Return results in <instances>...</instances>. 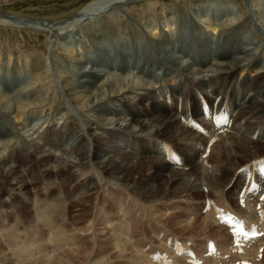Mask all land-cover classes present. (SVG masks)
I'll return each mask as SVG.
<instances>
[{
  "label": "bare ground",
  "instance_id": "6f19581e",
  "mask_svg": "<svg viewBox=\"0 0 264 264\" xmlns=\"http://www.w3.org/2000/svg\"><path fill=\"white\" fill-rule=\"evenodd\" d=\"M143 1H146L144 4L149 8V11L146 12L153 16L146 18V12L137 13V16L143 19L142 24L144 25L138 26L135 24L137 21H135L134 15L129 13L134 10L135 6L127 7L126 5L143 3ZM156 1L91 0L70 17L56 22L1 14L0 23L28 27L36 31H47L53 35L56 34L55 36H64L65 43L56 41L55 45L62 44L66 53L59 48V54L54 52V55L47 54L46 60L49 59L53 69L54 61L59 57L69 56V68L67 71L60 72L59 75L56 73L57 80H53L64 87V96L70 101H68L70 105H74L75 110L81 112L82 120L84 117L86 118L82 128L67 130L68 133L73 132L78 136L79 143L77 142L78 145L75 143L76 146L73 149L78 158L73 157L78 160L75 159L73 162L78 163L81 169L87 167L86 159L91 157L86 151L89 141L86 136L83 137V134L86 133L94 143L90 144V146H94L90 151H93L92 160L95 167L100 169L105 176L116 178L121 184L129 186L130 190L144 202H158L166 197H168L167 199L188 198L191 194L197 198L198 196L203 197L204 201L209 200L201 220L205 224H201L203 233L207 230L210 232V228L213 227L221 228L220 230L215 229L214 233L225 228L230 222L225 218V214L229 213V207H231L230 210L239 211L237 213L241 216L242 214L250 216V223H246L243 218L239 217L244 221L246 229V232L239 233L243 243H238V246L233 240L225 242L224 245L218 243L219 239L222 241L226 239V233H224L217 237L219 239L214 245L203 241L204 250L201 253L177 249L174 246L177 241L171 238L175 236L171 235L170 237L168 234H165V241L162 238L163 245L144 250L146 243L142 245L138 240H132V235L127 234L130 222L123 220L116 225L115 229H112L117 242L114 246L119 250L118 254L121 253V257L126 254V250L132 254L131 257L127 255L129 258L126 257L120 263L118 262L119 264H151V262L152 264H200L201 259V263L205 264H225L226 257L228 258L227 262L231 261H229L230 258L233 260L234 257H251L258 247L257 244L264 242V234L262 235L264 232V204L263 202L259 203V209H257V204L253 205L255 201H252V199H258L263 192L261 188L264 187V0H247L244 5L243 3H234L232 0V2L229 1L230 3L226 2L228 4L221 8L218 7V4L217 7L212 6V9H208L206 5L203 8L196 7L193 12H189L184 17L175 14L173 16L176 19L174 17L166 19L161 30L162 23L157 22L153 9ZM112 7L115 8V13L113 11L106 12V18L119 21L122 25L125 24L128 28H133L132 30L136 29L137 32L133 34V37L124 35L125 39L122 37L120 43L114 45L111 32L110 35L109 30L103 31L105 35L107 34V40L87 49L88 42H91L93 35L89 37L86 32L88 28H91L90 25L95 28L100 25L99 20L103 14L98 18L99 20L95 18L85 21L89 18L85 16L93 13L98 15L103 10L105 12L106 9ZM187 9L189 11V8ZM123 12H128L129 19L124 16ZM162 13L164 14V11ZM203 26L207 28L204 30L201 28ZM75 49L81 52H76ZM27 59L28 57H26ZM65 75L67 80L63 82ZM45 76L49 77L44 74L41 78ZM37 80L34 76L30 79V77L17 74L0 76L1 144L4 142L7 144L11 136L18 135L17 128L11 122L12 115L18 118L25 108L33 109V101L22 105L25 103H21V97L46 101L56 100L54 98L57 96L55 90H52L51 94L54 93L52 96L48 92L53 86L52 80H48L49 84L46 86L36 83ZM66 108L68 107L66 104L64 106L62 102L56 111L64 115L66 111L62 109ZM83 111L86 114L83 115ZM227 117H229V121L231 120V124L229 123L228 126ZM39 120L37 119L35 123L41 125L45 121L39 122ZM25 121L27 120L25 119ZM214 121L216 122L214 123ZM119 130H121L120 133ZM114 135L122 140L105 146L97 143L101 137H113ZM142 139L144 141H140ZM167 143L173 146L172 149L174 148L180 155L181 160L175 154L170 155L171 149L168 148ZM138 144H147L148 150L153 153L148 160L159 167L157 172L151 175L149 183L143 185L135 181L130 182L132 176L125 174L129 162L138 156L137 152L140 146ZM161 144L164 148L160 147ZM257 144L263 148L262 151L251 150V147ZM125 145L129 146L131 150L125 149ZM207 145L210 146L211 151L205 154ZM191 162H193L192 168H190ZM182 165L183 167H181ZM184 165L188 166L185 168ZM95 167L93 168L97 169ZM6 169L8 168L6 167ZM6 169L2 170L7 176L4 177L5 180L9 178L10 182L7 187V192H9L7 196L13 204L14 202L17 204L21 199L25 200L30 194L39 190H46L45 188L49 186L51 188L49 184L56 180V174H54V178L52 174L30 180L25 177L18 178L14 175L17 173L16 169L9 168L8 171H5ZM223 170L228 171L224 176L221 174ZM123 174L125 175L123 176ZM248 175L251 176L248 177ZM191 176L193 177L191 178ZM159 180L165 182L161 189L157 187ZM58 183L55 184L57 186H52V190L59 188L61 184ZM96 183L90 177L79 189L78 197L69 196L72 202L69 204L80 207L85 204L90 199V194H94ZM33 184L35 187L32 186ZM203 187L206 191H203ZM3 192H5L3 186H0V206L5 205L2 204L6 199L3 197ZM47 196L49 208L42 209L40 206L37 208L42 228L35 227L34 230L30 227L29 232L33 235L37 234V236L28 240L22 239L23 241H21L17 237L19 235L16 233L19 229L17 226L19 220L14 218L13 221H16V225L12 227L11 224H8L9 227H6L7 221H11L13 218L5 217L2 214L4 209L0 210V234L4 237L1 239L6 240V245L12 250L14 256L23 257V259L25 257V263H29L28 258L31 255L37 256L39 252H41L40 256L47 255L44 253L48 250L47 248L49 251L53 250L57 245L64 244L66 239L75 238L73 234L71 236V233H68L67 226L71 223L63 225L61 222L60 232H56L53 228L54 224L52 225L53 220L57 218L52 215L58 212L56 210L60 211L66 207L59 206L63 201V196L58 192L54 193V191ZM86 196L87 198H85ZM39 198L38 201H40ZM117 201L119 202L118 210L123 214H128L127 206L120 199ZM87 210H89L88 207L77 212L79 223L83 221L84 216L88 217ZM52 212L53 214L49 215ZM27 215L33 216L31 213ZM35 216L37 217L34 214V218ZM35 219L37 220V218ZM78 219L75 220L78 222ZM62 221L65 220L62 219ZM188 225H194V221H188ZM73 226L75 227V225ZM122 229H125L126 237ZM70 230L72 231V229ZM248 232H258V235L256 238L249 239ZM216 235L218 236V233ZM169 238L172 239L171 242H169ZM215 245L216 247L213 249ZM36 248H38L37 252L33 251ZM123 252L125 254H122ZM155 256H159V259H154ZM168 256L171 259H168ZM101 260L95 259L93 263L89 264H101ZM34 261H37V258ZM105 261L107 260L105 259ZM257 263L260 264V262ZM33 264L38 263L33 262ZM106 264H112V262Z\"/></svg>",
  "mask_w": 264,
  "mask_h": 264
},
{
  "label": "rangeland",
  "instance_id": "374dc122",
  "mask_svg": "<svg viewBox=\"0 0 264 264\" xmlns=\"http://www.w3.org/2000/svg\"><path fill=\"white\" fill-rule=\"evenodd\" d=\"M89 1H91V0H0V16H1V14L2 15L11 14V15L23 17L26 19L27 18H29V19H40V20H43L44 22L45 21H49V22L55 21L56 22L58 20L66 19V18L70 17L81 6H83L84 4H86ZM229 1L232 2V0H173V1L172 0H157L156 4H154V6H153V9L155 10L157 22L162 23L161 27H160V30H161L162 25L166 19H171L172 17H174V19H176L175 16H173L175 14H176V16L177 15H179V16L183 15V17H184L189 12H193L196 9V7H202L203 8L206 5L208 9H212V6L217 7L216 5L219 4L218 7L221 8L223 5L228 4L226 2H229ZM144 2H146V1H143V3L137 2L134 4H127L126 5L127 7L135 6L134 10L129 11V13L134 15L135 21H137L135 24H137L138 26H141V25L144 26V25L142 24L143 19L138 17L137 13L149 11L148 6H146V4H144ZM170 2H172L174 4V6ZM209 2H210V4H209ZM233 2L237 3V4L243 3V5H244V3L247 2V0H233ZM176 5H178V6H176ZM187 8H189V11ZM114 9L115 8L112 7V8L106 9L105 12L103 10L98 15H94L96 13H93V14H88L85 16V17H89L85 21H90V19L93 20L95 18L97 20H99L98 18L103 14L101 19L99 20L101 26L98 25L95 28V27H93V25H90L91 28H88V30L86 32V35H88L89 37H91L93 35V39L91 40V42H88L89 45H87V47H86L87 49H88V47L90 48L91 46H94L95 44L100 43L101 41L107 40V36H106L107 34L105 35L103 33V31L107 32L109 30L108 31L109 34L111 32L112 38H113L112 40L114 41L112 44H114V45H118L120 43V41L122 40V37H123V39H125L124 35H125V37L126 36L127 37H133V34L137 32L136 29L132 30L133 28L130 29L125 24L122 25V23L119 21L116 22V21H112V19L106 18L105 13L110 12V11L114 12L115 11ZM125 10L126 9L124 8V11ZM185 10L187 11L186 13H185ZM162 11H164V14L162 13ZM125 12H123V14L126 18H128L129 14H128V12L127 13H125ZM134 12H135V14H134ZM183 13H185V14H183ZM145 15H146V18H148L149 16H151V17L153 16L151 14L148 15L147 12L145 13ZM108 24H109V26H108ZM112 28H113V30H112ZM201 28L205 30V28H207V27L203 26ZM35 31L36 30H34L32 28H28V27L0 23V76L1 75L11 76V75L17 74L20 76H26L28 78L30 77V79L32 78V76H34L35 78L38 79L36 81V83L41 84L42 86H46L47 84H49L48 80L51 79L53 82V83H51L53 85L52 86L53 88L50 87L48 92H49V94H51L52 90H55V92L57 93L56 94L57 96L55 95L56 97H54L56 100H52V101L51 100H49V101L40 100V99H35V98H30V97H28V98L21 97L20 98L22 101L21 103H25L22 105H26V103H28L29 101H33V106H32L33 109H31L30 107H29L30 109L25 108L24 112L22 114H20V116L18 118L14 117V115H12L11 122L13 123V126L15 128H17L16 132L18 135L14 134L13 137L11 136L9 138V141H8L9 143L7 142V144L5 142L3 144L0 143V166H2V167H0V172H1L0 186H3V190H5V192H3L2 194H4L3 197L6 198L5 199L6 202L4 201V203H2L5 205L0 206V210L4 209V211H2V210L1 211L5 217L13 218V219H11V221H7L8 223H7L6 227H9L10 224L12 225V227H14L16 225V223H15L16 221H13L14 218H15V220H19V224H17L19 229L16 232L17 235L18 234L19 235L17 237L21 241L28 240L29 238H33V237L37 236V234L33 235V234H31V232H29L31 229H34L35 227L42 228L40 225V220H39L41 217H38L39 214H38L37 208H39V206H40V207H42V209H44V208L48 209L49 208V202H47L48 201L47 200L48 199L47 194H49V193L51 194L52 191H54V193L58 192L60 195L63 196V198H62L63 201L61 202V205L59 204V206L61 207L64 205L63 207H65V206L66 207L60 211H59V209L56 210L58 212H55L54 215H52L53 212L49 214V215H52V217H57L56 219H58V220L55 219L56 221L53 220V223H52V225L54 224L53 228H55L56 232H60V228H61L60 223L61 222L63 223V225H65V224L67 225V224L71 223L72 225L70 224L69 226H67L69 228L68 233L69 234L71 233L70 234L71 236L74 235L75 238L74 239H66V241H64L65 243L64 244L62 243L63 245L59 244L60 246L57 245V247L53 248V250L50 249V251H49V248H47L48 250H46L44 252L45 254L47 253V255H41L42 257L39 255V254H41V252H39L37 254V256L31 255L28 258L29 263H25L26 258L24 257V259H23V257L17 258L16 256H14L11 252L12 250H10L7 247L6 240H4V239L2 240L1 238H4V237L0 234V243H1L0 264H33V262L34 263L37 262L38 264H87V263L89 264V263H93V261L95 259L97 261H100V259H102L101 264H106L107 262L108 263L112 262V264H117L118 262L120 263V261H123L124 259H126V257L127 258L131 257L130 255L132 254V253H130L129 250H126L127 251V252L125 251L126 254L123 252L122 254H125V255L124 256L122 255V257H121V253L118 254L119 250L116 249V246H114V245H116L117 242L114 239V231L112 229H115L116 225L118 223L122 222L123 220H128V222H130V224H128L130 228H128L127 234L129 233L130 235H132V240L136 239V241L138 240L140 242L139 244H142V245L144 244L143 240H145V242L148 241V243L150 241V245H157L159 243L157 236L159 235L161 229H163L165 231H169V232L171 231L170 233H167L168 235L174 233L178 237L184 238L183 240L188 241L191 245H193L195 250H197L199 252L202 251V247L200 246V244L202 242L201 239L204 237L206 239L211 238V240L216 242L219 239L217 237H219L220 234L222 235V234L226 233L225 234L226 239L224 241H222V239H219L220 241H218V243H222V245H224L225 242H227V241L230 242L231 239L229 238V233L224 228H222L221 231L214 233L215 229L220 230L221 228H219V227L214 228L213 227V228H210L211 233L208 230L203 233V231L201 229L202 228L201 224H203V225H205V224L203 222H201V220H202L203 215L205 213V210H203V209H204L205 205L207 207V205L210 202L209 200L204 201L203 197L200 198L198 196V198H197V197H195L194 194H191L188 198L184 197V198L167 199L168 197H166V198H163L162 200H158V202L157 201H152V202L145 201L146 202L145 203L143 200H141L139 198V196H137L136 194H134V192L132 190H130L129 186H128L129 187V189H128L127 185L121 184L120 181L117 180L116 178H109V177L105 176L104 173H101L100 169L98 170V168L95 167V163L92 160L93 159L92 158L93 151H90V150H93L94 146H90V144L92 145L94 143H93L91 137L88 136L86 133L83 134V137L86 136L87 141H89L88 146H87L88 149H86V151H88V153L91 155V157L86 159L88 165H87V167L85 166L84 168L81 169V166L78 163L73 162L75 159L78 158L77 155L74 153V150H73L75 148L76 144L78 145V143H79L78 142V136L74 135L73 132L68 133L67 130L68 129L78 130V128L79 129L82 128L84 122L86 121V118L84 117V120H82V116L80 115L81 112L79 113L78 110H75L73 107L74 105L73 106L70 105V103H69L70 101L66 99V96H64L65 95L64 87H62L60 83L57 84L56 81L53 80V79L57 80V77L55 75L56 73L59 75L60 72L67 71V69L69 68L68 66L70 64V60L68 59L69 56L67 57L65 55V58L59 57L56 61H54L53 62L54 63V67H53L54 70L52 69V66H50L51 63L49 62V59L46 60L47 54L54 55L53 52L55 54H59L60 49H62L63 52L66 53L65 48L63 47L62 44H60V43H65L64 42L65 40L63 39L64 36L63 35L55 36L56 34L53 35V34H51V32L48 33L47 31H36V32ZM100 31H101V33H100ZM133 31H135V32H133ZM98 33H100V34L98 35ZM196 33H198V32H196ZM209 33H210V31H209ZM48 34H49V36H47ZM49 37H51L52 39L51 38L49 39ZM95 39H98V40L95 41ZM56 41L60 42L59 46L55 45ZM42 44H43V46H42ZM52 44H54V45H52ZM75 51L78 52L79 50L75 49ZM79 52H81V51H79ZM26 57H28L27 60H26ZM44 59H45V61H44ZM35 63H37L39 66H35V65H37ZM43 63H44V65H43ZM32 70H34V71H32ZM43 70H45V71H43ZM44 74L48 75L49 77L45 76L44 78H41L42 75H44ZM122 74H124V73H122ZM66 80H67V76L65 75L62 81L66 82ZM56 84H57V86H56ZM66 89H67V86H66ZM52 95H54V93L51 94L50 96H52ZM62 102H63L64 106L66 104V106L68 107L66 109H62L63 111L64 110L66 111L64 113V115L63 114L61 115L60 112L56 111V109L59 108V106ZM54 109H55V111H54ZM62 110H61V112H62ZM26 113H27V115H26ZM67 113H69V114L67 115ZM82 114L84 115L86 113L83 111ZM37 115H38V117H37ZM40 115H42V116H40ZM65 115H67V116H65ZM229 117L226 118V121L228 123L227 126L229 125V123H231V120L229 121ZM25 119L27 121H25ZM37 119H40L39 122L41 120L42 121L45 120V121L43 124L40 125V123H35ZM20 121H22V122L20 123ZM215 122L216 121H214V123ZM20 125H22V126H20ZM120 131L121 130H119V133H120ZM50 132H51V134H50ZM23 135L26 137H24ZM48 135H49V137H48ZM121 136H122V134H121ZM119 140H122V138H118L116 135H114L113 137H110V136L101 137V139H99L97 143L102 145V146H105L106 144L116 143ZM140 141H144V140L142 139ZM138 145H140L139 151L137 152L138 156H135L129 162L128 166L126 167L125 174L126 175L129 174L132 176L130 182L135 181L136 183L143 185V184L149 183V181L151 180V175H153L155 172H157L159 167L157 165L151 163L148 160L149 156H151L153 153H151L150 150H148L147 144H138ZM89 146H90V149H89ZM252 147H251V150L253 149L252 151L256 150L259 152V150L262 151V149H263L262 147H259V144L252 146ZM40 149H45V150L40 152L39 151ZM125 149H130V148H129V146L125 145ZM169 152H170V155L174 154L172 149ZM73 156H75L77 158H74ZM66 161H67V163H66ZM84 161H85V159H84ZM58 162H59V164H58ZM68 163L70 164V166ZM16 165H18V166H16ZM45 165L47 168L45 167ZM191 165L192 166H190V168L193 167V162H191ZM5 166L8 169H6ZM187 166L188 165H184L185 168ZM93 167H95L97 169H94ZM181 167H183V165ZM9 168H13L14 170L15 169L17 170V173L14 174L16 177H18V178H24L25 177L29 180L32 178L41 177L42 175L47 176L48 174H52V176L54 178V174H56V178H55L56 180L55 179L54 180L56 182H59L61 185L59 186V188L57 190H52V186L55 185L56 182L55 181L51 182V184H49V185H51V188L49 186V187L45 188L46 190H44V189H42L43 191L39 190V191L35 192L38 195H36L35 193L30 194L27 197L28 199L27 198L25 200L21 199L20 201H18L19 203L17 202V204H16V202H14V204H13V203H11L10 199L7 196L9 193V192H7V190H8L7 187H9L8 183H10L9 178H8V180H5V178L7 176L4 175L3 170H2V169H6L5 171H8ZM77 169H78V171H77ZM18 172L20 173V175ZM226 172H228V171L223 170L221 172V174H223V176H224L226 174ZM125 174H123V176ZM21 175H22V177H20ZM249 176H251V175H248V177ZM90 177L93 178V180H95V183L97 182L96 183L97 184L96 190L94 191V194L93 193L90 194L91 197L89 200L86 201V203H85L86 205L82 204L81 207L78 205L77 206L76 205L75 206L70 205L72 202H71V197H69V196L72 195V196L78 197L79 196L78 193L80 191L79 189L87 182V180ZM192 177L193 176H191V178ZM57 179H58V181H57ZM116 180H117V182H116ZM164 183H165L164 181L159 180L158 186H157L158 189H161L164 186ZM43 185H47V184H43ZM104 185H105V187H104ZM32 186L35 187L34 184ZM55 186H57V185H55ZM5 188H7V189H5ZM203 191H206L205 187H203ZM263 194H264V191L262 192L261 195H263ZM39 196H40V198H39ZM115 197H117V198H115ZM38 198L40 201H38ZM85 198H87V196ZM118 199H120V201L123 202L127 206L128 210H129L128 214L127 213L123 214L122 211L118 210V208H117L119 206V202L117 201ZM253 200L254 199H252V201ZM67 201H69V202L67 203ZM255 202H256V200H255ZM262 202L264 204V201H262ZM262 202H260V203H262ZM6 203H9L10 205H8ZM28 204H29V206H28ZM23 205H24V207H23ZM50 206H51V204H50ZM86 207H88L89 210H91V211L87 210L89 212L88 217L84 216L83 221L79 223V219H78L77 214L79 212H81V210L86 208ZM230 208L231 207L228 208L229 212H230ZM29 213L33 214V216H31V215L26 216V214H29ZM34 214L37 215V217L35 216V218H37V220L34 218ZM71 215H72V217H69ZM58 216H60V217H58ZM20 217H22V218L20 219ZM62 219H64L68 223L65 221L63 222ZM75 219L76 220L78 219V222ZM166 219H168V220H166ZM190 220L194 221V225H188V221H190ZM110 221H111V223H110ZM73 225H75V227ZM30 227H31V229H30ZM73 227H74V229H73ZM159 227H160V229H157ZM70 229H72V231ZM44 232H45V230H44ZM122 232L123 233L125 232V237H126L127 234H126L125 229H122ZM212 232H213V235H215V236L212 235ZM217 233H218V236L216 235ZM209 234H211V235H209ZM188 237L191 238L192 241L187 240L186 238H188ZM208 241L209 240H205V242H207V243H208ZM197 244H199V245H197ZM209 244L213 245L212 242H209ZM257 245L259 247H257L255 249V252L251 257L248 256V259H247V257H243V258L242 257H234L233 260L230 258L229 261L230 260L231 261L227 262L228 258L226 257L225 258V260H226L225 264H251V263H254L255 261L260 262V264H264V242L257 244ZM147 247H146V249H147ZM55 249H56V252H55ZM37 250H38V248L34 249L33 251L37 252ZM52 252H53V254H51ZM46 257H47V259L45 260ZM61 257H63V258H61ZM36 258H37V261H34V260H36ZM108 258L109 259L111 258L110 261ZM244 258H246L247 260ZM61 259H62V261H61ZM105 259L107 261H105ZM252 259H253V261H252ZM31 260H33V261H31ZM85 260L87 261V263ZM103 260H104V263H103ZM201 260L199 263L205 264L204 262L201 263L202 262ZM57 261H58V263H57ZM83 261H85V262H83ZM257 262H255V263L259 264Z\"/></svg>",
  "mask_w": 264,
  "mask_h": 264
}]
</instances>
